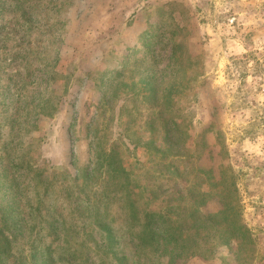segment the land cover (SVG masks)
Segmentation results:
<instances>
[{
    "label": "rangeland",
    "instance_id": "1",
    "mask_svg": "<svg viewBox=\"0 0 264 264\" xmlns=\"http://www.w3.org/2000/svg\"><path fill=\"white\" fill-rule=\"evenodd\" d=\"M172 44L194 79L180 117L164 116L180 131L164 133L138 81L168 87ZM151 138L187 173L179 183L232 174L250 249L176 260L139 250L125 198L92 167L95 141L118 142L135 194L157 181ZM97 202L110 251L90 222ZM218 209L216 194L201 207ZM1 226L8 264H264V0H0Z\"/></svg>",
    "mask_w": 264,
    "mask_h": 264
},
{
    "label": "trees",
    "instance_id": "2",
    "mask_svg": "<svg viewBox=\"0 0 264 264\" xmlns=\"http://www.w3.org/2000/svg\"><path fill=\"white\" fill-rule=\"evenodd\" d=\"M170 50L172 71L169 75L171 79L168 87L163 81L159 85L160 90L155 83L152 84L146 78L138 81L142 87H147V92L151 93L157 102L156 111L160 113L164 133L168 131L169 125L177 132L180 131L177 120L164 119V116L171 111L180 117L179 105L185 94L184 89L194 79L193 73L188 74L190 60H183L178 55V44H172ZM149 130L156 131L154 127H150ZM147 142L151 148L161 153L158 158L160 164L155 166L158 173L155 177L157 181L145 187H138L139 190L135 194H130L128 191L129 173L125 170L123 159L119 154L118 142L107 143L105 148L101 147L97 150L98 145L95 141L96 163L94 168L92 167V171L99 170L104 175L101 176L105 184L114 188V192L119 193L122 199L125 198L128 211L126 222L132 227L130 232L137 240L139 250L158 253V249L161 248L163 255L176 260L210 255L217 246L229 245L232 242L236 249L241 251L250 249L253 240L247 227L240 221L232 174L221 170L218 176H214L211 170H203L200 172L202 177L206 178L204 182L199 180L185 184L180 179L182 183H179V178L187 173L180 172L175 164L176 158L173 161L166 158L165 152L170 151V147H160L154 138ZM100 169H104L105 173L103 174ZM88 173L89 171L84 169L85 177ZM198 178L200 179V176L196 179ZM134 188L137 186L134 185ZM215 194L219 201V209L214 213L204 214L201 207ZM101 205L97 202L95 208L88 210L90 222L106 234L105 248L110 251L114 238L110 223L112 220L107 221L109 219L105 211L100 212ZM122 208L124 209L123 206ZM12 240L13 237L1 226L0 264H8L12 257ZM11 264L14 263L11 261ZM143 264H146V261Z\"/></svg>",
    "mask_w": 264,
    "mask_h": 264
}]
</instances>
